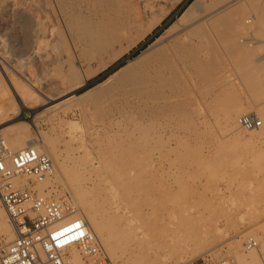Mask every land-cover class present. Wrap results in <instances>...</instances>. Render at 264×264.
I'll use <instances>...</instances> for the list:
<instances>
[{
  "label": "rangeland",
  "instance_id": "374dc122",
  "mask_svg": "<svg viewBox=\"0 0 264 264\" xmlns=\"http://www.w3.org/2000/svg\"><path fill=\"white\" fill-rule=\"evenodd\" d=\"M81 1L0 0V76L2 79L0 110H3L0 113V130L2 129L0 137H3L5 145L9 147L17 138L26 142L38 139L37 135H41L47 139L46 145L42 148L50 151L53 147L55 153L61 154L59 155L61 160L67 154L70 157L82 159L86 152L90 153L92 158L84 163L86 164L84 170H79L72 165L73 170L66 175V179L72 181H66L67 183L62 179L63 176L58 174L56 178L53 174L50 179L48 178V183L43 186H38L31 178L20 179L21 185L29 186L28 182H32V187L39 190L50 187L56 196L67 197L73 202L77 198L70 184L73 187L79 185L83 188L85 197L94 196L93 199L97 202L96 211L109 208L107 210L109 216L104 224L107 226L109 224L110 229L117 234L114 236L116 258H112L101 249L103 264H142L146 258H149L152 264H217L225 260L235 264L237 257L245 258L248 254L249 250L243 248V242L247 238L257 241L256 249L264 254V134H262L264 124L257 129L261 134L260 137L243 145L241 143L244 141L240 139V133H248V130H242L236 122L237 118L245 113L264 119V0H252L253 2L248 0V3L244 1L242 6H246L245 9L240 4L244 12L239 22L243 44L240 49L242 50L237 52L233 48L230 37L222 42L217 35L215 37L213 34L212 42L215 43L211 48L213 50H209L207 54L204 53L206 62L204 61L205 65L202 64L199 67L200 72L198 68L196 72H192L193 82L192 85H188L189 91L187 89V93L184 92L186 95L176 98L178 103L176 112L167 111L162 118L158 119L155 117H143L146 118L143 119L133 114L130 118L129 114H127L128 117L114 116L115 119L107 110L104 111V107L99 106L98 98H102L103 89L100 88L97 91L96 86L124 64L126 58L138 54L148 42L161 33L175 18V14L180 12L190 0H120L123 4L119 6V11H110L107 14L116 16L119 28L127 30L125 31L126 39H121V42L113 44L102 53L88 46L86 36L84 38V35L75 28L76 26L65 27L61 15L58 11L56 13L55 2H62L67 8L70 6L66 9L71 11L77 10L78 2L82 5ZM177 2L180 3L162 23L157 25L130 53L125 54L130 39L135 41L136 36L144 30L143 27L147 21L150 20L154 25ZM74 4L75 7H73ZM88 11L83 9L82 15H87L83 18L89 21L88 26L91 24L92 28L94 26L98 28L104 15L102 16V12L99 11L100 14L97 12L95 15ZM256 13L263 15L262 21L257 18ZM35 24L40 26L37 36ZM259 25L261 27H257ZM38 44L39 46L35 48ZM87 51L90 52V58L86 60L83 54ZM70 64L72 67H69ZM13 86L18 93L24 94L27 98H30L27 89L38 99L48 95L47 97L54 99L52 103L53 105L56 103V106L51 107L52 103L39 106L38 103L35 106L38 109L35 113H32L30 109L23 111L19 109L18 114L14 116L12 108L17 104L14 103L16 98L11 89ZM66 88L70 89H68L71 93L69 95L75 99L69 95V98L63 96L68 91ZM91 101L92 105H90ZM78 105L84 109L81 110ZM226 113L229 114V122L234 127L233 132L224 122ZM21 115L26 120L36 116L35 127L20 135L6 130L8 126L11 127L10 125L20 122L21 120L16 121V118ZM7 116L8 118L5 119ZM110 119L117 121L110 122ZM135 122L138 126L141 124L142 128L139 127L138 131L130 132ZM148 124L152 125L147 126ZM157 139L160 142L154 145ZM136 142L139 146L134 149ZM108 144L115 150L112 149V155H109L112 158L109 159L112 166L109 168L106 165V169L95 160V156L100 150L108 149ZM130 147L134 149L138 159L143 151H150L156 157L152 168L142 175L146 180H143L144 184L142 181L143 187L141 183L139 184L140 181L138 182L141 176L136 174L134 177V173L129 172L124 166L125 162H122L124 157L122 152L125 153L126 148L132 150ZM52 155L54 156L53 153ZM75 172L78 173L75 174ZM127 188L128 190H125ZM5 218L6 216L4 220ZM124 219H126L125 222L130 219L133 226L141 227L138 230L140 233L138 239L133 236V231L123 227ZM140 223L142 226L139 225ZM237 238L239 239L236 240ZM4 243L0 237V245ZM199 248L204 250L201 252ZM198 255L200 258L197 259Z\"/></svg>",
  "mask_w": 264,
  "mask_h": 264
},
{
  "label": "bare ground",
  "instance_id": "6f19581e",
  "mask_svg": "<svg viewBox=\"0 0 264 264\" xmlns=\"http://www.w3.org/2000/svg\"><path fill=\"white\" fill-rule=\"evenodd\" d=\"M119 1L120 0H82L80 2V3H82V5L81 4L79 5V2H78V5L79 6L75 3L77 5V10H71V11H69L70 9L67 10L70 6L67 8L65 6V4H62V2H55L57 4L56 5L57 7L56 6L55 7L57 9L56 10V13L58 11V14L61 15L62 20H63V24L65 25V27H71V26L72 27L73 26L75 27L76 26L75 28H77V30L80 31L81 34L84 35V38L86 36V39H87V42L86 43L88 44V46L90 48L95 49L97 52H101L102 53L108 47L111 48V46L113 44L121 42V39H123V38L126 39L125 38L126 37L125 31H127V30L124 29V28H119V24H118L119 22H118V19H117L116 16H108V14H107V12L109 13L110 11H112V12L113 11H115V12L116 11L117 12L119 11L118 10L119 9V6L121 7V4H123V2H121L122 0L120 2ZM180 1H182V0H180ZM244 1H246V3L249 2L248 0H190L186 4V6L180 12H178L177 14H175V18L172 21H170V23L163 29V31L161 33H159L158 35H156L154 37V39H152L150 42H148V44L142 50H140L138 54H136L135 56H133L131 58H126V61H125L124 64L120 65L104 81H102V83H100L98 86H96L97 88L95 87L97 89V91L100 88L103 89V93H102L103 96H102V98L101 97L98 98V99H100V102H98V104H100L99 106L100 107H104L105 108L104 111L107 110V112L110 113V114H112L113 117L114 116L115 117H122L124 115H125L124 117H126V116L128 117L127 114H129V118H130V115L133 114L135 116H138V118L139 117H142V118L143 117H148V118L155 117V118L158 119L160 117L162 118V116L164 114H166L167 111L173 112V113H174V111L176 112L175 109H176V107H178L177 106L178 103L176 102V98H178V96L180 97V95L181 96L186 95V94H184V92L187 93V91H186L187 89L189 91V88L188 87H190V86H188V85H190L193 82V80H192L193 77L191 78L192 72H196L197 68L199 70V67L202 64L205 65V62H206L205 61L206 60L205 56L206 55L204 53L207 54V52H209V50L210 51L213 50V49L211 50V48H213L214 47L213 45L215 44V43L213 44V42H212V37H213L212 35L213 34H214V36L217 35L222 42L226 41L230 37V39L232 40L233 48L237 52H240V50H242V49H240V46L241 45L243 46V44H242V37H241L240 28H239V26H241V25H240L239 22L241 21V18H242L243 14H244L243 9H245V7H246V6L245 7L242 6ZM253 1H255V0H253ZM179 3L180 2H177V4L168 13H166L165 15H163L161 17V19H159L157 21V23H155L154 25L150 22V20L147 21V23L145 25L143 24L144 25V27H143L144 30L138 36H136L135 41H131V39H130V43L127 45L128 46V50L125 52V54L130 53V51H132V49L135 48L138 43H140L141 41H144L145 38L148 36V34H150L152 32V30L157 25L161 24L162 21L171 13V11ZM75 4H74L73 7H75ZM240 4H241L242 7H244L243 9L241 8ZM69 5H71V4H69ZM249 5H250V3L248 4V6ZM122 7H123V5H122ZM133 8H132V10H133ZM83 9L84 10H89L91 12V14L94 13V15L98 11L99 12H102L101 15L103 14L104 17H103V19L101 18L102 19V22H100L101 25L98 24L99 25L98 28H95L96 26H94V28H92L91 24H89L90 27L88 26L87 23L89 21L87 22V21H85L86 19L83 18V17H85L87 15H85V16L82 15ZM128 9H127V12H128ZM15 12H16V10H15ZM27 12H26V14H27ZM84 14H85V11H84ZM256 15L258 16L257 18H259L261 21L264 19L262 14H259V13L257 14L256 13ZM124 17H126V16H124ZM32 20H33V18H32ZM93 21H94V19H93ZM261 21H259V22H261ZM28 23H29V21H28ZM39 23H40V21H39ZM94 24H95V21H94ZM35 25L34 26H35V35H36V34H38L40 32L39 31V27L40 26L38 27L37 24H35ZM260 25H262V24H260ZM260 25L257 26V27H261ZM263 25H264V23H263ZM33 27H30V28H33ZM121 27H122V25H121ZM56 28H57V26H56ZM49 29H51V28H49ZM68 30H69V28H68ZM44 31H45V29H44ZM43 32H41V33H43ZM47 33L49 34V32H47ZM55 33H57V32H55ZM49 35H51V34H49ZM57 35H59V34L57 33ZM36 36H35V38H36ZM217 36H215V37H217ZM77 37H80L81 38V36H77ZM33 41H35V40H33ZM60 41H61V39H60ZM62 41H63V39H62ZM243 41H244V39H243ZM37 46H39V44L36 45L35 48ZM40 46H41V44H40ZM242 46H241V48H242ZM81 48L83 49V47H81ZM38 49H39V47H38ZM34 51H32V52H34ZM89 53L90 52L87 51V53H84L83 54L84 55V59L87 60V59L90 58ZM35 55H36V53H35ZM20 56H24V55H20ZM65 56L67 57L66 54H65ZM111 57H113V56H111ZM66 61H67V59H66ZM69 67H72V65L70 64ZM70 71H72V70H70ZM65 72H66V70H65ZM199 72H200V70H199ZM201 72H202V69H201ZM194 75H195V73H194ZM67 78H69V77H67ZM1 82H2V79H1V76H0V83ZM15 88H14V86L11 87V89L13 90V93L15 94V98H16L15 99L16 101H14V103L16 102V104H17L14 108H12V114L14 116H16L18 114V110L19 109L21 111H23L24 109H30V110H32V113H35L38 110L35 107L36 104L39 103L38 105L39 106L40 105L42 106V105L51 104L54 101V99H52L50 97H47L48 95L47 96H43V97L41 96V98L38 99V97H36L33 93H30L29 89H27L28 93L30 94L29 95L30 98L28 97L29 98L28 99L24 94H22L20 92L18 93V91ZM66 89L68 90L69 88H66ZM69 90L68 91L64 90L66 92H65V94L63 96H68L69 94L71 95V93H70ZM87 92H90V91H87ZM98 94L99 93H97V95ZM97 95H96V97H97ZM38 96H39V94H38ZM69 96H68V98H69ZM70 97L72 99L74 98L72 96H70ZM80 97H82V96H80ZM95 98H93L94 99L93 100L94 102H95ZM65 99H67V97ZM63 101H65V100H63ZM63 101H61V102H63ZM69 101L70 100L68 99V102ZM96 101H99V100H96ZM58 102L60 103V100ZM92 104H93V102L90 105H92ZM52 106H56V103L54 105L52 103L51 107ZM79 107H80V105H78V108ZM82 107H83V105H82ZM96 107H97V102L95 104V108ZM83 109L81 108V110H83ZM100 109L102 110V108H100ZM100 109H99V112L101 111ZM91 110H93V109H91ZM91 110H90V112H91ZM1 111H3V110H0V113H1ZM102 112H103V110H102ZM227 114L228 113H226V117H225V121L224 122L228 126V128L232 131L234 129V127H233L232 123L229 122V117H228L229 114L228 115ZM245 114H251V113H245ZM112 115H110V116H112ZM230 116H231V114H230ZM233 116H234V114H233ZM35 117H32L29 120H26L21 115L20 117L16 118L17 119L16 121H18V120H21V121L20 122H16V123L10 125L11 127L8 126V128H6V130L8 129L9 131L12 132V134L15 133V134H19L20 135L22 133H25L30 128L35 127V124H34ZM7 118H8V116L5 119H7ZM135 118H137V117H135ZM143 119H146V118H143ZM230 120H232V119L230 118ZM109 121L110 122H116L117 120L116 121L115 120L114 121H111V119H110ZM135 121H137V120H135ZM110 122H109V124H111ZM236 122H237V120H236ZM133 123H134V121H133ZM135 123L136 124L135 125L133 124V126L131 124L132 127L129 130L130 132L138 131L139 130V127L142 126L140 123L139 124L141 126L140 125L138 126L137 125V122H135ZM152 124H153V122H152ZM152 124H148L147 126H150ZM262 130H263V128H262ZM0 131H2V129ZM234 131L236 132V129ZM37 134H38V132H37ZM262 134H264V133H262ZM260 135L261 134L259 133V131L257 129H255V128L248 130V133L242 132V133H240V139L243 140L244 142H242L241 144H243V143L245 144V142L248 144L249 141L251 142V140H253V139L255 140V138H257L258 136L260 137ZM37 136H38V139L30 140V141L28 140L26 142H23L22 140L20 141V139L17 138L16 140H13L14 143L13 144H10L9 147H7L6 145L5 146L7 148V151L8 152H11V153L20 151V150H22V149H24L26 147H30L31 146V147H34L35 149H37L40 153H46L47 155H49L51 157V159L53 161V171H52V174L49 177H47L42 182H37V181L35 182L34 181L35 184H38V186H43L44 184L48 183V178L50 179V177L53 174H54V176L56 178H58V174L61 175V176H63L62 179L65 181V183H67L66 181H68V178L66 179V175H67V173L69 174L70 170H73V168L71 169L72 165L75 166V167H78L79 170L80 169L84 170V167H86V164H84V163L87 162V160L88 161L89 160H92L91 154L88 153V152H86L84 154V156H83V153L81 154L83 156L82 159H77L76 157H72V156L70 157L67 154V156L66 157L63 156L64 159L61 160V158L59 159V155H61V154L60 153L58 154L57 152L55 153V150L53 149V147H52V150H50V151L49 150H45L44 148H42L43 145H46V141H47L46 137L44 138V136H41V135H37ZM141 141H142V139H141ZM158 141H159L158 139L155 140L154 141V145H157ZM236 142H237V140H236ZM48 143H50V142H48ZM116 143H115V146H116ZM138 146H139V143L136 142V143H134L133 148L135 149V147H136V149H137ZM74 148H76V147H74ZM130 148L133 151L130 150V149L127 150V148L125 149V151L123 150L125 153L122 152V154L124 156L122 162L123 163L125 162L124 163V166L126 168H128L127 170H129V172L134 173L133 176L136 175V174L139 175V176H141L140 179H138L139 176L137 177V179H138V182L140 181L139 184L141 183V185H142V181L145 180L142 175L148 173L147 171L152 168L151 166H152L153 162L156 160V157L150 151H143V152H141V156L138 159V157H136L137 155H135L136 153H134L135 152L134 149L132 147H130ZM112 149L115 150L113 146L109 145L108 149H106V150H100L96 154V156H95V160L99 164H101L102 166H105L106 169H107V166L106 165H108L109 168H110V166H112V163H110L111 160L109 161V159H112V158H110V156L112 155V153H111L112 152ZM153 149H155V148H153ZM259 151H260V149H259ZM158 152H160V151H158ZM52 153L54 154V156L52 155ZM113 153H115V152H113ZM254 154L256 155L257 153H254ZM117 156L119 157V155H117ZM251 157L252 156H250V158ZM82 160H85V161L82 162ZM234 161L235 160L233 159V163H234ZM107 162H108V164H107ZM87 168H88V166H87ZM79 170H77V171H79ZM108 172H110V170ZM76 173H78V172H75V174ZM125 173H126V171H125ZM22 178H26V176H24V177H17L13 181H14L15 184L21 185L22 182H21L20 179H22ZM128 180H130V179H128ZM69 181H72V180H69ZM123 184H124V182H123ZM143 184H144V181H143ZM70 185H71V188L73 189V191L75 193V196L77 198V200H75V202L73 203V205H74L73 208L75 209V216L78 217L79 219H81L83 221V223L86 226L88 232L97 241L98 245L103 250V252L106 253V254L111 255L112 258H116L115 257V252H114V249L116 248L115 247L114 236L117 235V234L114 231H112L113 229H110L111 226L109 227V224L107 222H105V223H107L108 226L104 224L105 219L109 216V213H108L109 211L107 212V210L109 208L107 207L108 208L107 210L101 209V210L96 211L97 202H96L95 199H93L94 196L92 198L85 197L82 187H80L79 185L77 187H73L72 184H70ZM117 186H119V185H117ZM128 187H130V186H128ZM141 187H143V185ZM125 190H128V188L125 189ZM49 192L54 193V192L51 191V189H49ZM146 194H147V192H146ZM54 195H55V193H54ZM55 197L62 198L64 196H62V197L59 196L58 197V196L55 195ZM135 198H137V197H135ZM155 208H157V207H155ZM182 214H184V213H182ZM4 216H6L7 220H6V218L4 220ZM153 216H155V214ZM156 217H157V215H156ZM158 218H159V216H158ZM158 218H156V220ZM125 220L126 219H124V222H123L124 226L123 227L126 228V229H129L130 231H133V236L136 237V239H138L140 237L139 236L140 233H138L139 232L138 230L141 229V227L140 226H133V224L131 223L132 220H130V219L129 220L127 219L126 222H125ZM152 220H150V221H152ZM139 222H140V220H139ZM141 223L139 225L142 226ZM155 224H157V223L155 222ZM136 225H138V224L136 223ZM156 226L157 225H155V227ZM147 227H149V226H147ZM113 228H114V226H113ZM123 232H124V230H123ZM127 232H129V231H127ZM145 232H146V230H145ZM0 237L2 238L3 242H5V243H8V242L12 241L16 237V232H15V230H14V228H13L11 222H10V219L8 217V214H7V212L4 210V208L1 205H0ZM188 238H190V237H188ZM238 239L239 238H237L236 240H238ZM247 239H249V238H247ZM187 241H188V239H187ZM124 243H125V240H124ZM182 245L184 247V244H182ZM175 246H177V245H175ZM237 246H238V244H237ZM172 247H173V245H172ZM183 247H182V250L185 249V247H184V249H183ZM200 247H202V246L200 245ZM251 249L252 250L248 249L249 251H248V254L246 255L245 258L237 257L236 260H235V264H264V254H261L256 249V247L251 248ZM186 250H188V248H186ZM199 250H200V248H199ZM202 250H204V249H202ZM202 250H200V251L202 252ZM130 254L134 255L133 253H130ZM134 258H135V256H134ZM139 258H140V256H139ZM139 258H137V259H139ZM196 258L198 259V258H200V256L198 255ZM142 259L144 260V258H142ZM142 259H140V260H142ZM148 259L149 258H146L144 262L142 261L143 262L142 264H152L151 262H149L150 260H148ZM71 260L73 261L74 264H83L79 252L77 250H75V249H72V251H71ZM225 261H230V260H225Z\"/></svg>",
  "mask_w": 264,
  "mask_h": 264
},
{
  "label": "built area",
  "instance_id": "2783aa9c",
  "mask_svg": "<svg viewBox=\"0 0 264 264\" xmlns=\"http://www.w3.org/2000/svg\"><path fill=\"white\" fill-rule=\"evenodd\" d=\"M264 119L243 114L237 124L245 130L259 129ZM53 161L46 153L26 147L11 153L0 137V205L7 212L16 237L0 245V264H74L71 251L79 252L83 264H103L102 251L83 221L75 216L73 201L57 198L50 187L38 190L17 185V177L42 182L52 174ZM257 247L249 238L243 242L248 250ZM213 264V263H207ZM217 264H231L221 261Z\"/></svg>",
  "mask_w": 264,
  "mask_h": 264
}]
</instances>
